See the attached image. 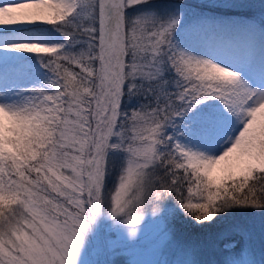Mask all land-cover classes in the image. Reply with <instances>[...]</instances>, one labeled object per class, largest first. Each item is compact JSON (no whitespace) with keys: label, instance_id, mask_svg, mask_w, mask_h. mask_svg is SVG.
Instances as JSON below:
<instances>
[{"label":"snow or ice","instance_id":"1","mask_svg":"<svg viewBox=\"0 0 264 264\" xmlns=\"http://www.w3.org/2000/svg\"><path fill=\"white\" fill-rule=\"evenodd\" d=\"M117 256L264 264V0H0V264Z\"/></svg>","mask_w":264,"mask_h":264},{"label":"rangeland","instance_id":"2","mask_svg":"<svg viewBox=\"0 0 264 264\" xmlns=\"http://www.w3.org/2000/svg\"><path fill=\"white\" fill-rule=\"evenodd\" d=\"M199 0H194L193 3H198ZM178 227L181 229V231L189 236L192 239H198L201 241H209L214 242L215 241V233L218 230H212L208 232H204L201 230H198L195 228V226H189V225H178ZM115 264H126V261L128 257L126 256H117L114 258Z\"/></svg>","mask_w":264,"mask_h":264},{"label":"trees","instance_id":"3","mask_svg":"<svg viewBox=\"0 0 264 264\" xmlns=\"http://www.w3.org/2000/svg\"><path fill=\"white\" fill-rule=\"evenodd\" d=\"M193 1H194V0H190V2H192V3H193Z\"/></svg>","mask_w":264,"mask_h":264}]
</instances>
